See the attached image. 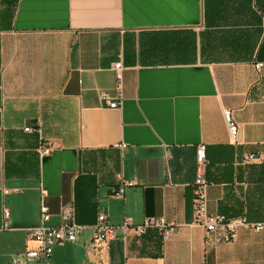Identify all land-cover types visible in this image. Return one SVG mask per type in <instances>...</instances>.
<instances>
[{
  "label": "crops",
  "instance_id": "obj_1",
  "mask_svg": "<svg viewBox=\"0 0 264 264\" xmlns=\"http://www.w3.org/2000/svg\"><path fill=\"white\" fill-rule=\"evenodd\" d=\"M198 144L207 212L261 229L186 226ZM244 153H264V0H0V264L36 247L40 202L83 226L49 264H264V165ZM100 213L173 227L86 250Z\"/></svg>",
  "mask_w": 264,
  "mask_h": 264
},
{
  "label": "built area",
  "instance_id": "obj_2",
  "mask_svg": "<svg viewBox=\"0 0 264 264\" xmlns=\"http://www.w3.org/2000/svg\"><path fill=\"white\" fill-rule=\"evenodd\" d=\"M261 65L260 62H255L254 67L258 69ZM120 61L113 64V69L119 77ZM120 98V93L118 94ZM99 98L107 100L108 107L113 108L116 106V101L110 99L105 93L101 92ZM222 114L226 123L228 136L231 142H234L237 131L236 124L231 120L229 112L226 109L222 110ZM28 132L39 131L37 127L25 128ZM49 147L45 143H41L38 148L40 155L48 154ZM195 161L198 170L195 173L192 182V211L191 220L186 224L188 227H201L205 231H212L215 228H222V241L227 242L234 239L235 229L239 226L249 227L253 230L262 228L263 223L251 222L245 217H231L226 218L218 214H209L206 209V188L210 184L204 176L205 167V151L204 145L198 144L195 147ZM241 162L255 166L264 165V153H244L241 157ZM132 181H125L120 179L119 185L113 189L111 194L115 197L122 195L125 186H130ZM3 215H7V209L2 210ZM49 212L47 207L40 202L39 205V223L37 226L27 229L36 242V247L33 249L25 250L21 257H12L9 264H49L47 259L52 252L54 245L64 242H73L75 236L82 225L76 224L73 221V210L70 205H65L60 209L58 215V223L56 225L48 224ZM94 230L93 237L88 240L83 247L86 250H92L96 243L106 242L112 239L116 230H120L122 235L132 233L134 235H141L148 229H156L159 231L161 238L164 240L170 233L173 224L166 222L162 217H146L139 223H133L126 218L117 224H109L103 214L96 216V221L91 225Z\"/></svg>",
  "mask_w": 264,
  "mask_h": 264
}]
</instances>
